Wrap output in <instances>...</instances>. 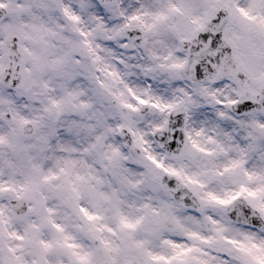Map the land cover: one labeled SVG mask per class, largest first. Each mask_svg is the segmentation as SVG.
<instances>
[{"label":"snow or ice","instance_id":"1","mask_svg":"<svg viewBox=\"0 0 264 264\" xmlns=\"http://www.w3.org/2000/svg\"><path fill=\"white\" fill-rule=\"evenodd\" d=\"M0 264H264V0H0Z\"/></svg>","mask_w":264,"mask_h":264}]
</instances>
